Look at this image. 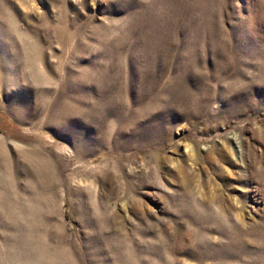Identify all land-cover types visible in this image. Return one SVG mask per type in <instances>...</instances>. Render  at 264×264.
I'll list each match as a JSON object with an SVG mask.
<instances>
[{
    "label": "rangeland",
    "instance_id": "obj_1",
    "mask_svg": "<svg viewBox=\"0 0 264 264\" xmlns=\"http://www.w3.org/2000/svg\"><path fill=\"white\" fill-rule=\"evenodd\" d=\"M0 264H264V0H0Z\"/></svg>",
    "mask_w": 264,
    "mask_h": 264
}]
</instances>
